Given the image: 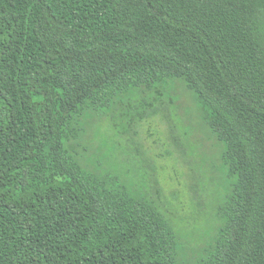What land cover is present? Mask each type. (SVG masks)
<instances>
[{"label":"trees","instance_id":"obj_1","mask_svg":"<svg viewBox=\"0 0 264 264\" xmlns=\"http://www.w3.org/2000/svg\"><path fill=\"white\" fill-rule=\"evenodd\" d=\"M183 91L216 149L197 166L219 177L203 236L180 230L139 138L160 116L185 149ZM106 132L147 179L116 173ZM192 249L264 264V0H0V264H189Z\"/></svg>","mask_w":264,"mask_h":264},{"label":"rangeland","instance_id":"obj_2","mask_svg":"<svg viewBox=\"0 0 264 264\" xmlns=\"http://www.w3.org/2000/svg\"><path fill=\"white\" fill-rule=\"evenodd\" d=\"M176 106L179 117L181 116L183 124L187 126L186 129H192V133L190 131L191 134L189 133L187 139H184L179 129V123L178 131L175 130L176 126L172 123L175 137L176 139L180 138L185 149L176 144L170 124L160 116L141 124L139 138L148 154L150 166L156 167L158 182L163 189L164 201L169 207V211L186 216L191 221H187L186 225L179 224L180 230L184 236L196 232L203 236L212 230V208L218 197L217 184H214L212 179L218 176L212 173L206 174L203 172L205 170L197 169V166H201L200 168L209 166L210 159L215 156L216 149H214L213 143L206 139L200 128L198 111L193 98L183 91ZM118 140L122 143L118 144L116 136L110 132L103 134L102 142L106 145V155L109 157L110 166L124 180L136 183L137 180L147 179L148 174L144 169L145 160L142 161L130 149H127L125 137L118 138ZM187 143L195 145L199 155L197 152L193 155L190 154ZM194 169H197L198 173ZM218 178L216 179L218 180ZM204 181L207 182L206 187L212 197L211 201H208L206 194L202 193L205 189ZM194 185L198 186V192ZM197 193L198 197L196 198ZM195 260L196 252L194 249L189 250L187 261L192 264Z\"/></svg>","mask_w":264,"mask_h":264}]
</instances>
